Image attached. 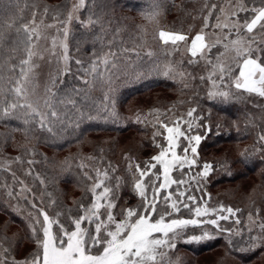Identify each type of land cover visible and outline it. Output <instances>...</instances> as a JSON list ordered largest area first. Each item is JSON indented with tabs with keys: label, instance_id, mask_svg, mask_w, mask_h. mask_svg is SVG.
Here are the masks:
<instances>
[{
	"label": "snow or ice",
	"instance_id": "snow-or-ice-1",
	"mask_svg": "<svg viewBox=\"0 0 264 264\" xmlns=\"http://www.w3.org/2000/svg\"><path fill=\"white\" fill-rule=\"evenodd\" d=\"M164 2L165 0H152V8L142 13L144 19L155 23ZM89 4L94 8L96 0H78L72 5L66 19L61 18L60 12L57 11L53 16L56 23L45 25L43 19L39 23L35 21L38 10L33 11V19L28 22L24 20L23 10L20 16L13 13L5 20L4 14L19 4L18 0L15 5L13 0H0V53L8 47L13 53L22 51L25 54L18 64L14 57H10L12 66L8 70L7 79L0 75V119H22L26 132L38 129L54 138L58 135V130L66 131L67 126L73 123L78 129L85 120L92 121L97 118L92 115L97 106L94 102L90 103L89 89L96 83L107 82L110 90L103 97V118L106 121L110 118L113 122L119 120L115 110L118 96L111 84L121 71V55L130 57L134 53L139 57L140 54L135 49L125 47L123 52L109 50L101 57L93 49L92 55L95 59L91 60L90 65L85 67V61L78 58L75 63L79 67L76 73H72L68 65L71 57L67 41L71 35L69 25L73 20L82 27L100 24L101 35L97 40L102 41L106 35L103 21L96 17L94 12L90 13L87 21L76 15ZM27 7L26 4L25 8ZM211 7L214 9L216 5ZM241 12L246 14L242 20ZM48 13L49 9L45 7L44 15ZM211 15L212 12L209 11L208 16L204 17V28L192 38L187 48L191 56L189 64L204 61L206 66L211 65L209 75L200 77L202 82L209 84L206 98L221 103L233 98L240 99L244 94H247V97L255 95L264 98V0H239L233 12L236 20L230 24L217 23L212 26L209 24ZM41 27L56 28L58 36L62 33L63 39L53 37L51 49L44 48L41 51L39 42L47 39L40 31ZM209 27L219 28L221 31L227 29V33L217 37L212 43H206L203 31ZM233 36L236 38L233 39ZM153 41L162 48L170 47L175 51L180 48L181 43H187L188 36L175 29L161 28L158 34L153 36ZM221 44L225 51L213 60L212 49ZM57 48L62 50V54ZM44 52H49V61L53 57L56 59L58 67L45 88L41 105L40 99L33 97L38 76L36 69L40 67L37 60L45 58ZM146 55L151 58L154 53L149 50ZM61 62L62 66H59ZM156 71L158 72L159 68ZM163 74L169 78H174L175 75L184 76L183 72L177 73L170 67L166 68ZM68 75L82 79L84 87H73L70 92L62 93V77ZM137 78H140L139 74ZM61 107L68 110L61 111ZM196 112L197 108L191 107L186 114L167 121L161 120L158 130L153 133L154 146L160 149L159 154L144 161L143 165L133 164L131 157L126 158V171L131 174L130 190L139 198L135 206L119 204L120 191L128 182L114 175L116 169L111 166L103 171L97 168L94 177L84 173L92 183L84 187V195L74 202L77 205L75 209L57 210L54 207L55 200H51L48 204V208L53 209L51 213L47 208L37 205L33 189L25 185L23 180H17L16 173L13 172L14 180L21 187L16 191L14 186L5 184L2 186L5 189L3 194L9 201L23 200L30 204L33 211H29L23 219L27 221L25 238L34 244V249L24 257L16 259L19 251L17 244L2 237L0 264H182L181 258L172 260L170 253L177 249L181 242L192 244L214 239L210 231H203L200 235H188L190 228H203L207 225H211L218 233H227L231 249L252 252L264 248V217L260 215L259 209L255 214L249 212L248 224L239 227L242 224L238 215L241 209L226 207L223 204L218 208L201 207L197 196L192 194L193 191H201L215 170L214 164L205 162L200 165L199 146L207 137L197 129H211L203 124L202 120L194 128L192 121L197 119L194 115ZM136 122L142 121L137 117ZM157 137H162L167 146L157 142ZM255 153L264 154V133L258 136L252 149H245L241 153L240 162L248 163ZM28 163L33 164L34 161L29 160ZM80 167L83 170L86 166ZM193 169L199 170L194 172ZM27 174L31 175L32 170ZM36 179H39L42 185L46 183L39 176ZM29 193L32 194L31 200L28 199ZM50 195L45 189L41 200ZM9 207L15 209L16 205L9 203ZM183 210L190 213L189 218H183ZM230 219L238 227L221 226V221ZM9 222L15 221H11L10 217L9 221L4 222V227Z\"/></svg>",
	"mask_w": 264,
	"mask_h": 264
},
{
	"label": "trees",
	"instance_id": "trees-1",
	"mask_svg": "<svg viewBox=\"0 0 264 264\" xmlns=\"http://www.w3.org/2000/svg\"><path fill=\"white\" fill-rule=\"evenodd\" d=\"M224 1L165 0L155 23L144 19L142 15L152 8V0H96L94 8L89 4L77 13L81 20L87 21L90 13L94 12L103 21L106 35L102 41L97 40L101 35L100 24L82 27L73 20L69 25L71 35L67 41L71 57L68 65L72 73L77 72L79 66L75 60L78 58L85 61V67L90 65L91 60L95 59L92 55L93 49L101 57L109 50L123 52L125 47L135 49L140 55L137 57L133 53L130 57H120L121 71L111 84L118 96L115 109L119 115L117 122L103 118L105 113L102 101L110 90L107 82L96 83L89 89L90 103L94 102L97 106L92 115L97 118L92 121L85 120L78 129L73 123L67 126L66 131L58 130V135L54 138L38 129L26 132L22 119H0V154L12 159L16 168L28 166L32 170V174L24 176V179L27 178L32 183L31 189L34 192H39L42 196L46 189L51 194L50 197L44 196L43 201L36 198L38 206L42 204L51 213L53 209L48 208V204L55 200L54 207L57 210L75 209L77 205L74 202L84 195V187L92 183L84 173L94 177L97 168L103 171L109 166L116 169L114 175L128 182L120 191L119 204L135 206L139 198L130 190L131 174L126 171V158L131 157L133 164L143 165L144 161L159 154L160 149L154 146L153 133L158 130L160 121L174 119L186 114L189 108L196 107L197 112L194 115L197 119L192 121L194 128L202 120L211 129H197L207 137L199 146L200 165L208 162L215 165V170L201 191H193L192 194L197 196L201 207L218 208L223 204L241 209L238 215L242 224L239 227L246 225L249 212L255 214L259 209L260 215L264 217V154L255 153L248 163L240 162L241 153L245 149H252L258 136L264 133V98L255 95L247 97L244 94L240 99L233 98L224 103L207 99L209 84L202 82L200 77L209 75L211 65L206 66L204 61L189 64L191 56L188 52H182L180 48L175 51L170 47L165 49L153 41V36L158 34L159 29L164 28L181 31L188 36L189 42L204 28V17L208 16L209 11L212 12L209 24L213 25ZM16 3L17 0H13V5ZM18 4V7L4 14L5 20L13 13L20 16L23 10L24 20L28 22L33 19V11L38 10L35 21L40 22L43 19L46 23L53 20L57 11L65 19L71 0H18ZM213 4L216 5L214 9L211 7ZM32 5L36 7L33 8ZM45 7L49 9L47 15H44ZM245 15L241 12L240 19ZM149 50L154 53L151 58L146 55ZM224 51L222 44L213 48L212 59L215 60ZM24 56L22 51L13 53L10 48L5 47L3 53H0V65H4L0 67V75L7 79L8 70L12 66L10 57H14L18 64L19 59ZM169 67L177 73L183 72L184 76L165 77L163 72ZM80 75L83 79L82 70ZM62 78V93L70 92L73 87H84L82 79H75L72 75ZM60 110L68 109L61 107ZM137 117L142 122H136ZM124 135L130 137L121 140ZM156 141L167 146L162 137H157ZM90 157L94 159H89ZM29 160L34 163L29 164ZM80 165L86 167L82 170ZM198 170L193 169L194 172ZM12 173L10 169L0 165V238L6 237L9 242L16 243L19 248L16 256H25L34 249V244L25 238L27 221L23 217L28 213L23 205L27 210H33L25 201H9L3 194L5 189L2 186L5 184L14 186V190L19 191L20 184L16 183ZM37 176L46 183L42 185L36 179ZM249 178L255 180L248 183ZM88 197L90 199V192ZM9 203L16 205L15 209L9 207ZM10 217L15 222H9L4 227V222L9 221ZM189 217L190 213L183 210V218ZM220 224L224 228L238 227L232 219L221 221ZM203 231H210L215 238L192 244L181 242L170 253V258H181L182 264H197L201 255L220 249L223 257L217 254L213 264H264V248L252 252L231 249L228 245V234L216 232L211 225L190 228L188 235H200Z\"/></svg>",
	"mask_w": 264,
	"mask_h": 264
},
{
	"label": "rangeland",
	"instance_id": "rangeland-1",
	"mask_svg": "<svg viewBox=\"0 0 264 264\" xmlns=\"http://www.w3.org/2000/svg\"><path fill=\"white\" fill-rule=\"evenodd\" d=\"M77 2H78V0H71L69 11L72 10V5L74 3H77ZM238 2H239V0H225L221 4V7H219L220 10H219L218 14L216 15L217 18L215 19V21H214L212 26H215L217 23H220V24L229 23L230 24L234 20H236V17L233 16V12L236 10V4ZM76 15H77V13H76ZM66 17H65V19H66ZM36 23H39V22H36ZM54 23H56V21L52 20V21L46 22L44 24L45 25H52ZM201 29H203V27ZM40 31H41V33L43 35L47 36L46 40L42 39L39 42L40 45H41V49L40 50L43 51L44 48L51 49V47H52V38L58 36L57 29L54 28V27L53 28L41 27ZM198 33H201V30L198 31L196 34H198ZM226 33H227V29H224L223 31H221V29L215 28V27L206 28L203 31V34L205 35V42L206 43H212L213 41H215L217 39V37H222ZM194 36H193V38H194ZM232 38L235 39L236 37L233 36ZM58 39H63L62 33L59 34ZM191 40L189 42H187V43H181L180 49H181L182 52H185V53L188 52L187 48L191 44ZM224 43H227V41H224ZM57 51H60L61 54H62V50L61 49L57 48ZM43 54H44L45 58L43 60H37V63L40 65V67L38 69H36V71L38 72V76H37V79H36V82H35V96L33 97L34 99L39 98L41 105L43 104V97H44V94H45V88L49 84L50 77L52 75L56 74L57 67H58V65L56 63V59L54 57L51 59V61H49V55H50L49 52H44ZM233 55H234V53H233ZM59 66H62V62H61V65H59ZM155 119H157V118L155 117ZM129 137H130L129 135H124L120 139L123 140V139L129 138ZM0 165L5 166L6 169H10L12 172H15L16 173V179L17 180H23L25 185H27L29 188H31L32 183H30V181L27 178L24 179V176L28 177V174H27L28 171H29V167L28 166H26V167H18L17 166L18 170L21 172V173H18L19 171L17 170V168L15 166H13V165H15V162L12 159H9L7 157L2 156L1 154H0ZM254 180L255 179L249 178V179H247V182L248 183L249 182L252 183V181H254ZM20 187H21V185H20ZM34 193L36 195V198L41 200L40 193L39 192H34ZM28 199L29 200L32 199V194L31 193L28 194ZM39 206L44 207L42 204H39ZM23 208H25L27 213L29 211H31L29 209L27 210L24 205H23ZM26 215L27 214H25V216ZM246 217H247L246 224H248L249 215L246 216ZM40 219L42 220L43 218L40 217ZM217 254L221 255L223 257V255H222L223 253L219 249V251L216 250L214 252H210V253L201 255V257H199L197 259V264H213L212 262L215 261V258L217 256ZM22 257H24V255L21 254L19 256H16L15 258L16 259H20Z\"/></svg>",
	"mask_w": 264,
	"mask_h": 264
}]
</instances>
